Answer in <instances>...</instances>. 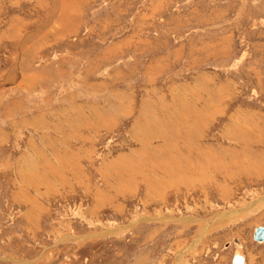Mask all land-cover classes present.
I'll return each mask as SVG.
<instances>
[{
  "label": "rangeland",
  "instance_id": "374dc122",
  "mask_svg": "<svg viewBox=\"0 0 264 264\" xmlns=\"http://www.w3.org/2000/svg\"><path fill=\"white\" fill-rule=\"evenodd\" d=\"M263 148L264 0H0V264H264Z\"/></svg>",
  "mask_w": 264,
  "mask_h": 264
},
{
  "label": "bare ground",
  "instance_id": "6f19581e",
  "mask_svg": "<svg viewBox=\"0 0 264 264\" xmlns=\"http://www.w3.org/2000/svg\"><path fill=\"white\" fill-rule=\"evenodd\" d=\"M70 8H71V6H69ZM68 8V7H67ZM69 8V9H70ZM72 9V8H71ZM70 9V10H71ZM64 11V10H63ZM68 11V10H67ZM70 13V12H69ZM65 14H66V12H65ZM69 15V14H68ZM36 37V36H35ZM251 138H252V136H251ZM243 138H241V140H242ZM246 139V138H245ZM245 142H246V140H245ZM245 142H242L243 144H245ZM248 143H250V142H248ZM241 144V143H240ZM244 147V146H243ZM253 147V146H252ZM241 149V148H240ZM264 149V148H263ZM252 150V149H251ZM243 151V150H242ZM205 152V151H204ZM222 153H226L227 151L225 150H223V151H221ZM248 152V151H247ZM239 153V152H238ZM244 153H245V155H246V152L244 151ZM227 154V153H226ZM239 156H243V155H240V153L238 154ZM251 155V154H250ZM231 156H233V155H231ZM237 156V155H236ZM208 157V156H207ZM227 158V157H226ZM227 159H229V158H227ZM231 160V159H230ZM231 163H233V164H235L236 162H232V161H230ZM215 162H213L212 163V165L214 164ZM236 167H238V166H236ZM213 168V167H212ZM214 170H219L220 172L219 173H215V176H213V178L214 179H217L218 177H221L222 176V178L227 182V181H229L230 180V178H231V176H232V173H228L227 172V170H226V168H224L223 166H220V165H217V164H215V166H214ZM237 169H239V168H237ZM211 172V171H210ZM210 175V174H209ZM208 175V176H209ZM211 177V176H210ZM210 179V178H209ZM236 242H238L237 240H235ZM259 243H264V242H259ZM241 245V244H240ZM236 255H238V256H241L243 259H244V262H245V258H244V256H242V255H240V254H236ZM235 255V256H236ZM234 256V257H235ZM245 264V263H244Z\"/></svg>",
  "mask_w": 264,
  "mask_h": 264
},
{
  "label": "water",
  "instance_id": "95a60500",
  "mask_svg": "<svg viewBox=\"0 0 264 264\" xmlns=\"http://www.w3.org/2000/svg\"><path fill=\"white\" fill-rule=\"evenodd\" d=\"M253 237L257 242H264V227L263 226L257 227L254 231ZM233 263L234 264H244L245 262L241 256L236 255L233 260Z\"/></svg>",
  "mask_w": 264,
  "mask_h": 264
},
{
  "label": "crops",
  "instance_id": "0c3cea01",
  "mask_svg": "<svg viewBox=\"0 0 264 264\" xmlns=\"http://www.w3.org/2000/svg\"><path fill=\"white\" fill-rule=\"evenodd\" d=\"M221 153H222L221 151H220V152H216L215 156H213L212 158L221 157V158L224 159L225 157H223ZM207 159H208L211 163L217 161V159H216V160H213V159H211V158H205V159H204V162H206ZM219 172H220L219 170H215V173H219ZM212 180H217V179H214V178H213ZM216 184H220V182H218V183H216Z\"/></svg>",
  "mask_w": 264,
  "mask_h": 264
}]
</instances>
